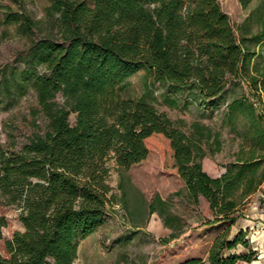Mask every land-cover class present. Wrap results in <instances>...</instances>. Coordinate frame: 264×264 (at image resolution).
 Segmentation results:
<instances>
[{
  "label": "trees",
  "instance_id": "obj_1",
  "mask_svg": "<svg viewBox=\"0 0 264 264\" xmlns=\"http://www.w3.org/2000/svg\"><path fill=\"white\" fill-rule=\"evenodd\" d=\"M255 1L238 0L243 10ZM259 1L236 28L220 0H49V33L31 39L19 66L0 73V105L8 108L33 92L47 123L44 134L34 133L20 149L0 143V203L19 208L24 228L6 238L8 221L0 217V264H74L80 242L102 228L117 205L109 162L124 173L150 150L178 175L194 207L200 198L209 203L213 219L204 225L221 223L205 258L176 264L257 259L248 231L231 233L264 183V55L253 64L259 54L252 48L264 44ZM251 22L258 26L253 34ZM4 23L24 36L36 26L19 12L7 13ZM141 71L169 92L186 90L208 109H220L223 124L240 139L223 174L213 177L203 165L222 151L221 131L200 122L186 131L146 96L123 97ZM232 89L238 93L229 100ZM143 203L147 214L158 213L172 229L175 218H165V200L157 195Z\"/></svg>",
  "mask_w": 264,
  "mask_h": 264
},
{
  "label": "rangeland",
  "instance_id": "obj_2",
  "mask_svg": "<svg viewBox=\"0 0 264 264\" xmlns=\"http://www.w3.org/2000/svg\"><path fill=\"white\" fill-rule=\"evenodd\" d=\"M49 4V0H0V73L5 69L8 73L13 67L19 66L17 60L25 55L31 39H38L49 33L50 25L45 14ZM220 4L238 28L244 24L260 1H255L247 10L241 8L238 0H220ZM9 12L26 14L36 23L29 36L20 34L17 25L4 23ZM250 25L252 34L257 32V24L251 22ZM252 48L259 54L253 64H261L264 44ZM237 91L230 90L226 97L230 100ZM122 95L135 100L146 96L160 112L166 113L186 131L193 122L207 124L214 130L221 131L225 140L222 151L208 156L203 163L204 169L211 176L223 174L225 168L233 161L232 153L238 150L240 139H234L228 127L223 124L220 109H208L206 104L189 91L169 92L168 88L160 86L152 77H148L145 71L129 79ZM58 100L61 102L62 98L59 96ZM171 101H175L176 105H170ZM5 104L0 105L1 144L20 149L34 133L46 132L47 123L38 112L39 106L33 92L18 99L8 108H4ZM224 106L225 104L221 103L222 109ZM75 118V115H71V124L75 123ZM108 165L111 169L109 184L114 189L117 205L110 210L105 225L93 236L80 242L75 264H172L174 256L185 259L207 254L215 233L203 232L200 240H196L198 233L196 229L192 230V226L203 220L202 207L196 208L191 204L185 194L183 182L178 175L164 168L158 151L150 150L142 164L132 166L124 173L117 170L113 161ZM120 185L126 193L125 197L124 191L119 189ZM177 192L181 193L175 195ZM157 195L166 201L165 218H175L169 221L172 227L169 229L180 235L192 230L190 236H195V241L187 244L188 241L185 240H170L163 217L158 213L147 214L143 200L151 203ZM256 201V197H251L244 209L247 211L242 213L243 219L244 214L250 216L248 210L255 203L259 205V200ZM19 213L18 207H8L0 203V217H5L8 221V227L4 231L6 238H11L16 231L24 230L19 221ZM241 222L243 220H240ZM135 224L139 229L135 228ZM247 234L246 239L250 242L249 231ZM129 236L132 238L128 239ZM0 249L5 252L3 241H0ZM241 250L242 247L239 246L234 252L240 253Z\"/></svg>",
  "mask_w": 264,
  "mask_h": 264
},
{
  "label": "crops",
  "instance_id": "obj_3",
  "mask_svg": "<svg viewBox=\"0 0 264 264\" xmlns=\"http://www.w3.org/2000/svg\"><path fill=\"white\" fill-rule=\"evenodd\" d=\"M213 177H218V176H213ZM263 192H264V183L261 186L260 190L257 192V194L254 195V197H256L257 201L262 196ZM201 207H202V216L201 217L203 220L199 224H194L192 226V230L196 229V232L198 233V234H196L197 235L196 240H200V237L202 236L203 232H207V231L208 232H214L216 229H219V227H221V223L215 224L213 226H205L204 224L206 223V220H212L213 219V214H212V211L210 209L209 203L204 198H200V208ZM244 211H247V210H244ZM248 211L250 212V216L244 214L246 219L245 218L243 219L242 217L240 219H238L235 226L232 227L231 235L233 238L236 234H238V232L240 230L249 231L250 237H251L250 242H251L254 250L257 252V259L255 261H253L251 264H264V208H260L258 203H255L254 206H252L250 208V210H248ZM240 220H243V222L240 223ZM136 229H139V228H136ZM192 230H190V231H192ZM167 231H168V234L172 233V230H170L169 228L167 229ZM190 231L188 233L187 232L182 233V235L173 239V241L185 240V241H188L187 244H191V241L192 242L195 241L194 240L195 236H193V238H191ZM212 242H211V244H212ZM78 253H79V251H78ZM206 256H207V254L205 256H202V257L205 258ZM174 257L175 258H173L174 260H173L172 264H176V263L184 260L181 258H177L178 256H174ZM193 257H196V256H193ZM77 260H78V258H77ZM77 260L74 262V264L77 262ZM240 264H247V263H240Z\"/></svg>",
  "mask_w": 264,
  "mask_h": 264
}]
</instances>
